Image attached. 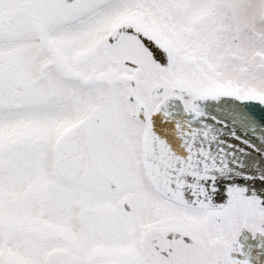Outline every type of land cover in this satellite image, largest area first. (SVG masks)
Here are the masks:
<instances>
[{
  "label": "snow or ice",
  "instance_id": "snow-or-ice-1",
  "mask_svg": "<svg viewBox=\"0 0 264 264\" xmlns=\"http://www.w3.org/2000/svg\"><path fill=\"white\" fill-rule=\"evenodd\" d=\"M0 264H264V0H0Z\"/></svg>",
  "mask_w": 264,
  "mask_h": 264
}]
</instances>
